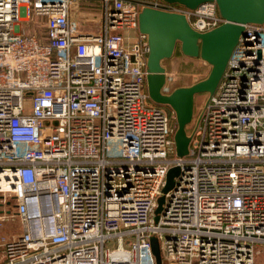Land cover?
Wrapping results in <instances>:
<instances>
[{
  "label": "built area",
  "instance_id": "1",
  "mask_svg": "<svg viewBox=\"0 0 264 264\" xmlns=\"http://www.w3.org/2000/svg\"><path fill=\"white\" fill-rule=\"evenodd\" d=\"M98 1L88 32L76 0H0V229L22 227L0 236V264H157L153 235L163 264H264V22L247 24L180 156L139 14L183 12L203 32L225 21L217 2Z\"/></svg>",
  "mask_w": 264,
  "mask_h": 264
},
{
  "label": "water",
  "instance_id": "2",
  "mask_svg": "<svg viewBox=\"0 0 264 264\" xmlns=\"http://www.w3.org/2000/svg\"><path fill=\"white\" fill-rule=\"evenodd\" d=\"M195 9L208 1H216L225 21L207 30L199 31L189 22L183 12L144 6L139 14V30L148 37L147 86L151 99L160 104L170 105L176 113L178 127L175 132L177 153H189L191 134L187 126L194 119L195 97L207 92L212 95L226 71L229 59L241 35L247 33V24L264 22V0H164ZM177 45L184 55L200 57L211 65L208 76L190 85L176 87L171 93L163 92L167 72L163 61L172 57ZM180 167H172L167 174L163 194L158 200L155 219L158 220L166 200V193L175 184ZM57 202V198H55ZM53 219L51 208L45 209ZM152 249L157 264H163L160 241L151 236Z\"/></svg>",
  "mask_w": 264,
  "mask_h": 264
},
{
  "label": "rangeland",
  "instance_id": "3",
  "mask_svg": "<svg viewBox=\"0 0 264 264\" xmlns=\"http://www.w3.org/2000/svg\"><path fill=\"white\" fill-rule=\"evenodd\" d=\"M98 3L99 2L95 0H76L72 11V20L75 27L88 32L99 31L101 6ZM163 65L166 67L167 72L166 93H171L178 86L191 84L206 78L211 70V65L200 57L184 55L180 45H177L172 57L163 61ZM208 97L209 94L207 92L196 95L194 119L187 126L188 133L191 132L190 130L193 124L195 125L197 114ZM166 108L173 110V108L167 104ZM9 207L12 211L15 210L13 204ZM5 224V228L2 231L0 230L1 237H10L22 231L18 219L8 221Z\"/></svg>",
  "mask_w": 264,
  "mask_h": 264
},
{
  "label": "bare ground",
  "instance_id": "4",
  "mask_svg": "<svg viewBox=\"0 0 264 264\" xmlns=\"http://www.w3.org/2000/svg\"><path fill=\"white\" fill-rule=\"evenodd\" d=\"M49 218L52 221V223L50 224L49 228L45 229L46 233H50L53 230V219L51 218V216H49Z\"/></svg>",
  "mask_w": 264,
  "mask_h": 264
},
{
  "label": "crops",
  "instance_id": "5",
  "mask_svg": "<svg viewBox=\"0 0 264 264\" xmlns=\"http://www.w3.org/2000/svg\"><path fill=\"white\" fill-rule=\"evenodd\" d=\"M97 2H99L98 4H100V6H101V2L100 1H98V0H96ZM192 84V83H191ZM187 85H190V84H187ZM6 225V224H5ZM5 225L0 229L1 231L5 228Z\"/></svg>",
  "mask_w": 264,
  "mask_h": 264
}]
</instances>
